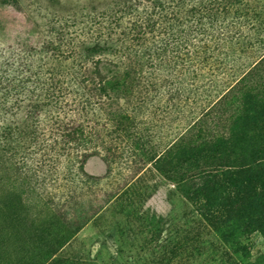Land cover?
Masks as SVG:
<instances>
[{"label": "rangeland", "instance_id": "rangeland-1", "mask_svg": "<svg viewBox=\"0 0 264 264\" xmlns=\"http://www.w3.org/2000/svg\"><path fill=\"white\" fill-rule=\"evenodd\" d=\"M220 1L226 11H213ZM186 5H195V12L186 14ZM128 7L142 11L133 0H18L17 8L0 1V264H264L263 210L253 216L257 225H248L240 202L239 218L233 219H240L238 223L228 226L233 216L226 202L209 216L186 197V186L171 173L144 161L131 144H121L118 136L123 133L103 128L97 107L78 109L77 119L86 126V140L78 147L57 142L48 123L51 128L39 130L35 138L17 120L19 76L47 77L48 71L69 63L45 48L48 40L55 42V28L77 31L87 46L86 32L101 14H124ZM172 10L158 32L138 46L130 44L138 53L177 57L145 69L144 78L155 86L140 96L143 102L131 132L146 136L155 152L183 133L215 89L238 79L264 46L259 41L264 40V0H183ZM183 26L188 29L181 38ZM230 26H251L256 45L242 48L241 40L235 45ZM222 36H227L221 50L225 61L219 57L212 65L210 59L202 60L208 58L209 39L218 42ZM79 42L78 63L84 55ZM178 83L186 90L175 97ZM81 92L78 88V102ZM130 94L115 96L107 112L136 106L134 90Z\"/></svg>", "mask_w": 264, "mask_h": 264}, {"label": "trees", "instance_id": "trees-1", "mask_svg": "<svg viewBox=\"0 0 264 264\" xmlns=\"http://www.w3.org/2000/svg\"><path fill=\"white\" fill-rule=\"evenodd\" d=\"M0 1L18 7V0ZM127 1L130 0H126V4ZM133 3L142 8L141 13L132 12L128 7L124 14L111 12L109 15L112 17L101 14L91 30L86 32L90 37L87 46L82 44L84 40L78 38L77 31L70 32L59 27L54 30V26H50L49 29L55 31V42L48 40L45 48L50 56L69 63L64 64L65 68L48 71L47 77L33 74L31 78L29 73L26 76V72L19 76L20 87L17 86L19 89H15L14 94L17 99V120L26 123L35 138L40 134L39 130L48 131L51 128L48 124L52 125L57 142L60 141L63 146L72 143L78 147V142L86 140L83 137L86 126L77 119L78 109L83 112L88 106H95L104 117L103 128L110 126L114 131L123 133L124 136H118L121 144L126 147L131 144L144 161L158 170L171 173V177L186 186V197L197 202L209 216L212 214L209 211H216L222 206L220 203L226 202L232 210L229 215L233 216L228 226L238 223L240 219H233L234 216L238 217L240 202L242 214L249 216L248 225H257L253 216L260 210L264 211V46L257 59L251 61L246 66L247 70L230 86L215 89L213 96L212 90L208 96H204L211 98L209 104L197 113V118L183 133L155 152L148 148L146 136L139 137L136 132H131L135 130V115L140 114L138 105L143 102L141 95L149 89L154 90L152 86H155V81L144 78L145 69L171 63L177 57L138 53L132 50L130 44L136 43L138 46L145 37L158 32L173 14L172 8H179L183 0H133ZM221 3L215 7L211 5L213 11H226ZM187 7L186 14L196 10L195 5ZM197 22L199 24L200 19ZM186 29L185 26L179 29L181 38L186 35ZM229 29L233 30L234 27H227ZM233 32L236 34L232 37L235 45L240 40L242 48L256 45L252 36L255 29L251 26H238ZM83 35L79 34L81 37ZM226 38L222 36L218 42L209 39L211 49L208 58L202 60L210 59L212 65L217 63L219 57L224 60L227 54L221 50ZM79 40L84 55L78 63V55L82 56L78 53ZM259 41L264 43L261 38ZM195 52V56L204 58L203 53ZM223 60L219 61L223 63ZM109 68L115 69L114 72L111 73ZM103 70L106 76L101 75ZM5 88L8 89L7 86ZM11 88L14 90V85ZM78 88L82 90L80 102ZM133 90L136 106L129 110L117 106L115 111L107 112L120 93L131 92L132 95ZM185 90L181 83L176 84L173 89L175 97L181 96ZM137 123L141 124L139 121ZM97 127L98 124L95 125ZM133 137L136 141L130 140ZM30 142L35 143V140L30 139ZM106 155L108 159L110 154ZM220 180L223 181L222 187L218 183Z\"/></svg>", "mask_w": 264, "mask_h": 264}]
</instances>
